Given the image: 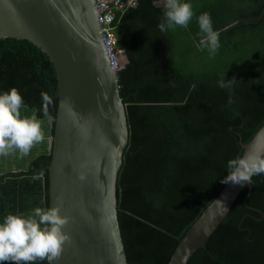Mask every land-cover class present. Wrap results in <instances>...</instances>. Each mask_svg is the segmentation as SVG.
Wrapping results in <instances>:
<instances>
[{"label": "trees", "instance_id": "trees-1", "mask_svg": "<svg viewBox=\"0 0 264 264\" xmlns=\"http://www.w3.org/2000/svg\"><path fill=\"white\" fill-rule=\"evenodd\" d=\"M228 1L182 0L192 5L194 16L186 28L166 32L159 27L166 22L160 0H138L115 21L128 57L118 72L129 142L117 197L129 264H168L226 184L221 181L229 174L227 162L242 157L241 140L248 142L264 124V0ZM202 13L210 14L220 47L211 56L199 49L210 64L184 71L177 63L176 35L182 31V39L197 45ZM221 80H230V86L221 88ZM13 87L26 108L21 117L50 120L53 135L59 103L53 62L28 39L0 38V94ZM42 93L53 101L47 115ZM51 159L45 147L26 170L0 174V223L8 215L21 216L37 199L41 209H49ZM40 172L44 179L33 180ZM247 193L239 194L188 264H264V174L252 177L248 205Z\"/></svg>", "mask_w": 264, "mask_h": 264}, {"label": "water", "instance_id": "water-1", "mask_svg": "<svg viewBox=\"0 0 264 264\" xmlns=\"http://www.w3.org/2000/svg\"><path fill=\"white\" fill-rule=\"evenodd\" d=\"M28 39L53 62L59 103L51 137L49 209L68 218L53 264H129L118 216L117 181L129 142L126 104L103 42L97 0H0V38ZM128 62L127 55L123 67ZM242 157L264 155V124ZM85 175L84 180L79 175ZM242 186L226 183L180 239L168 264H188L206 247Z\"/></svg>", "mask_w": 264, "mask_h": 264}, {"label": "clouds", "instance_id": "clouds-1", "mask_svg": "<svg viewBox=\"0 0 264 264\" xmlns=\"http://www.w3.org/2000/svg\"><path fill=\"white\" fill-rule=\"evenodd\" d=\"M165 23L159 25L162 32L176 26L187 27L194 16L192 5L182 0H165ZM202 34L197 47L207 50L209 55H215L220 47L219 32L213 29L209 13H202L197 18ZM221 80V88L230 86ZM43 112L48 114V105L53 101L42 93ZM231 102V101H230ZM23 97L15 87L0 94V155H8L13 150H19L21 156L28 155L35 144L45 140L40 122L35 118H22L20 109ZM229 174L222 183L243 185L251 183L254 175L264 174V155L248 153L244 157L231 159L227 162ZM86 177L79 175L80 180ZM42 181L44 173L32 177ZM38 218V219H37ZM68 218L60 214L58 206L50 209H34L33 216L24 218L8 215L0 223V264L10 261L12 264H34L36 260H47L53 264L62 252L63 245L69 236L63 231Z\"/></svg>", "mask_w": 264, "mask_h": 264}, {"label": "rangeland", "instance_id": "rangeland-1", "mask_svg": "<svg viewBox=\"0 0 264 264\" xmlns=\"http://www.w3.org/2000/svg\"><path fill=\"white\" fill-rule=\"evenodd\" d=\"M162 3H164V0L161 1ZM229 5L230 4H239L240 0H229L227 2ZM237 6V5H235ZM176 37L180 38V43L181 45L178 47L177 53L179 54V59H177V63L180 65V67L184 70V71H190V70H197L199 68H202L204 66V64L206 63L207 65H209L210 63L208 62V59L204 58V56L200 55L202 54V52L199 50V48L197 47V45L192 46L188 43V40L186 38H183V33L182 31L180 33H177ZM185 55V56H184ZM184 56V57H183ZM185 59H187L190 65L186 64ZM26 108H21V111H25ZM20 111V112H21ZM32 116V115H31ZM33 118V117H32ZM38 122H40L41 124V128L46 129V126L48 124L47 119H37L35 118ZM43 129V130H44ZM44 132V131H43ZM36 150H37V144H35L32 149L30 150L28 155L25 156H21L19 151L16 150V153H11L9 155H6L3 158L4 160H8L7 162L1 164L0 168L3 169H10L12 166V170H16L19 168L22 169H27V165L30 163V161L35 157L36 155ZM38 151V150H37ZM11 160L13 161L12 164L10 163ZM41 201L39 199H37L36 201H34V204L31 208L26 209L23 211V214L21 215L24 218H28L33 216L34 213V209L37 207H41ZM38 219V218H37Z\"/></svg>", "mask_w": 264, "mask_h": 264}, {"label": "built area", "instance_id": "built-area-1", "mask_svg": "<svg viewBox=\"0 0 264 264\" xmlns=\"http://www.w3.org/2000/svg\"><path fill=\"white\" fill-rule=\"evenodd\" d=\"M137 4L138 0H97V10L103 27V42L111 67L117 74L123 67L126 51L119 45V39L115 32V21L129 7H134Z\"/></svg>", "mask_w": 264, "mask_h": 264}, {"label": "crops", "instance_id": "crops-1", "mask_svg": "<svg viewBox=\"0 0 264 264\" xmlns=\"http://www.w3.org/2000/svg\"><path fill=\"white\" fill-rule=\"evenodd\" d=\"M162 0H160V3L162 4V5H165V1H164V3H162L161 2ZM21 108H25V107H21ZM20 111H21V109H20ZM21 113H23V111H21ZM48 121V124H47V126H46V129H44V128H42V131H44L43 133H44V136H45V140L43 141V142H41V143H38L37 144V150H36V155H35V157L41 152V150L42 149H44L45 147H48V149L50 150V146H51V137H52V134H51V129H52V124H51V121L50 120H47ZM44 129V130H43ZM17 151H19V150H17ZM11 153H16V150H13V151H11L9 154H11ZM8 154V155H9ZM4 156H6V155H0V166H1V164H3V163H5V162H7L8 160H4L3 158H1V157H4ZM32 161V160H31ZM31 161H30V163H31ZM12 160H11V164H12ZM30 163L27 165V168L29 167V165H30ZM21 170H25V169H22V168H19V169H16V170H12V166H11V168L10 169H3V168H0V174H3V173H5V172H8V171H21Z\"/></svg>", "mask_w": 264, "mask_h": 264}]
</instances>
